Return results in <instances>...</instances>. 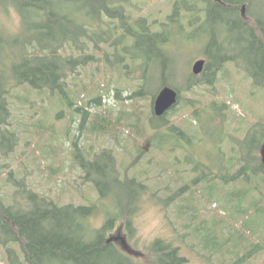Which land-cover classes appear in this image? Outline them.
<instances>
[{
  "label": "trees",
  "instance_id": "16d2710c",
  "mask_svg": "<svg viewBox=\"0 0 264 264\" xmlns=\"http://www.w3.org/2000/svg\"><path fill=\"white\" fill-rule=\"evenodd\" d=\"M222 1L192 0L191 3L178 0L169 16L172 23V19L180 13L183 15L186 12L188 16L191 12L189 20L185 19L184 22L192 27L193 20L202 13L207 19H224L223 13H228L226 25L229 21L232 23L223 40L218 38L217 31L215 35L209 36L204 45L208 58L207 72H202L201 76L189 75L185 90L212 84L216 73L228 62H236L253 79L254 85L264 88V0ZM201 3L205 6L200 7ZM0 6H13L22 23L19 35L4 37L0 34V161L4 159L2 157H8L19 143L9 100L17 86H28L40 93L49 91L59 95L60 100L72 107L74 113L81 114L79 131L89 130L107 135L105 131L109 129V124L106 116L100 112L95 114L93 123L87 125L90 110L85 101L80 104L78 96L77 100L72 97L74 95L71 94L68 81L70 76L78 74L80 67L96 61L91 49L103 51V44L116 40L114 38L120 31L121 38L110 44L115 49L113 58H110V54H105V57L110 66L124 73L139 64L141 78L138 82H130L135 90L133 97H147L152 93L148 88L155 77L146 72L162 59L163 74L159 85L161 88L166 85L174 87L179 92V101L182 100L181 88L174 85L172 78L167 75L173 67L170 43L174 42L164 35L169 22H163L164 28L158 29L157 21L150 22L143 17L135 19L133 11L136 5L133 0H0ZM243 6L247 10L245 14L242 13ZM116 21L118 22L114 25ZM176 22L182 23L180 20ZM139 50L143 53L140 54ZM145 57L148 58L146 62ZM112 61L114 62L111 63ZM133 70L135 71L134 67ZM131 72L130 70L128 73ZM108 86L107 83L101 87V91L107 92ZM126 88L120 87L117 91ZM102 96V93L99 94L88 104H100ZM118 96L120 97V93ZM156 97L157 94L154 93L151 98L155 101ZM188 101L193 107L198 102L202 105L200 112L195 114L198 123L203 119L201 112H204V117L213 112L215 121L225 123L226 112L221 106H226L227 101ZM152 107L151 122L154 131L148 138L149 141L164 154L182 151L183 158L180 157L179 161L187 160L186 163L189 162L193 172L197 174L193 178L179 174L178 177L183 179L180 186L173 189L166 183L160 192V189L154 190L147 185L139 175H130L128 169L140 164L138 159L141 156L131 167L122 171L112 149L102 148L86 153L78 148L76 141L74 158L84 172L86 184L91 183L96 188L106 209V220L100 227L92 223L93 217L99 212L98 202L90 201L81 205L74 202L61 203L51 194L35 191L14 178L12 181H17L22 186L16 189L12 201L6 203L0 194V245L6 250L8 264H143L140 258L123 248L120 240L113 238L119 236V233L114 236L112 234L120 223L132 234L135 213L140 211V203L149 192V196L160 199L161 202V196L167 193L168 201L164 203L167 207L177 203L184 194L190 195V204L179 207V217L184 219L189 216L186 220L189 222L183 227L193 236L192 247L198 253L207 252L202 244V239L206 241V238L216 245V249L211 250L212 254L236 249L238 259L233 264H242L253 251L264 248L263 243H254L253 251L241 254V246L249 241V232L238 233L230 227L231 238H219V234L222 235L227 230L226 224H221L218 217L196 222L198 208L193 205L196 195L203 196L201 199L210 205L206 199L214 200L216 196L224 194L216 208H221V211L228 214L233 212L231 215L234 219L246 220V217L249 219L264 212V196L259 200H252L249 206L245 205L251 192H264V162L262 155H259L264 144V120L256 122L243 138L235 135L237 129L230 130L227 127V147L231 148V156L224 158L226 153L219 151L218 157L223 158L219 164L212 165L196 158L194 150L191 152V148L196 147L193 144L197 139L193 133L176 125L168 126V117L177 110V106L163 116L155 114L154 103ZM222 117L224 119L221 120ZM239 119L240 124L244 122L241 117ZM193 122H190L192 127ZM168 136L171 140L173 136H177L181 142L164 146L162 140L167 142ZM221 144L226 143H220L219 148ZM140 153L144 158L147 152L141 148ZM223 159L226 160L225 163ZM12 174L13 171L9 173V179ZM211 221L216 222V229L207 227ZM191 222L194 223L193 226ZM204 232H208V235L202 237ZM220 241L224 243L221 244ZM231 245L233 247L229 248ZM206 247H210L209 242ZM149 251L153 256L151 264L189 263L188 258L182 254L181 246L176 245L173 240L157 238L149 246Z\"/></svg>",
  "mask_w": 264,
  "mask_h": 264
},
{
  "label": "rangeland",
  "instance_id": "374dc122",
  "mask_svg": "<svg viewBox=\"0 0 264 264\" xmlns=\"http://www.w3.org/2000/svg\"><path fill=\"white\" fill-rule=\"evenodd\" d=\"M133 1L136 5L133 11L135 19L143 17L148 18L150 22L157 21L158 29L164 28L163 22H169L164 35L177 42L176 44L170 43L173 67L167 75L172 78L174 85L181 88L183 98L178 101L177 110L168 117V126L176 125L186 132L193 133L197 139L193 144L196 147L195 149L192 147L191 152L194 150L197 153L196 158L212 165L219 164L223 158L218 157L219 151L226 153L224 158L231 156V148L227 147L229 144L225 132L227 127L230 130L237 129L238 132L235 135L243 138L248 132L247 130L256 122L264 120V88L254 85L253 79L236 62L226 63L216 73L212 84L198 85L192 90H185L186 80L189 75L193 74L191 70L194 63L200 58H206L204 45H206L209 36L215 35V31H217L218 38L222 40L227 36V31L232 24L229 21L226 25L228 19L225 18L229 17L228 13H223L224 19H207L202 13L201 16L194 19L195 21L193 20L191 27L184 22L185 19L189 20L191 12H189L190 17L184 12L183 15L180 13L175 19H172L174 20L172 23L169 21L172 9L178 0ZM187 1L192 3V0ZM179 4L184 5L181 2ZM201 5L200 7L205 6L204 3ZM177 20L182 23L176 22ZM21 29V18L17 10L13 6H0V34H3L4 37H15L21 33ZM121 36L120 31L114 39L117 40ZM110 44H103V51L91 49L96 61L86 67H80L78 74L70 76L68 81L71 94L74 95L72 97L77 100L78 96L80 104H84L85 101L87 109L90 110L87 125L93 123L97 112L106 116V122L109 124V129L105 131L106 136L89 130L79 131L81 114L74 113L72 107L60 100L59 95H54L49 91L40 93L28 86H17L13 89L9 100L13 113L12 121L18 132L19 143L8 157H2L4 159L0 161V194L6 203L9 204L12 201V196L16 189L22 186L21 184H25L35 191L49 193L61 203L74 202L76 205H81L90 201L98 202L100 204L99 212L93 217L92 223L94 226L100 227L106 220V209L96 188L91 183L86 184L84 172L74 158L76 141L78 148L86 153L91 150L92 152L99 151L102 148L112 149L122 171L131 167L130 165L141 156L138 159L141 163L131 170L128 169L130 175H139L147 182V185L153 187L154 190L160 189V192L167 184L173 189L180 186L183 179L178 177L179 174L188 178H193L197 174V172H193L192 165L189 162L186 163V159H184L185 162L179 161L180 157L183 158L182 151L161 153L160 148L155 147V144L148 139L154 131L151 122L154 100L151 97L154 93L158 95L162 89L159 84L160 76L163 74V60L159 59L156 65L146 72L155 77L148 88L153 94L149 93L147 97H133L135 90L132 86L133 83L130 82L131 80L134 82L140 80L142 71L139 64L132 65L135 71L132 67L125 73L114 69L105 57V54H110V58H113L115 49ZM139 53L142 54V50H139ZM206 59L208 60V58ZM147 60L148 58L145 57V62ZM129 61L132 63L131 58ZM141 61L144 63V59ZM130 70L132 72L128 73ZM205 72H207L206 68L204 74ZM107 83L109 90L102 92L100 88L106 86ZM120 87L126 89L118 92L117 88ZM101 93L103 94L101 103L90 106L89 101ZM189 99L203 102L227 101L226 106H221L226 115H224L225 119L223 117L220 119H224L225 123L215 121L213 112L208 113L207 117H204V112H201L203 119L198 123L195 114L200 112L202 105L200 106V102H198L193 107L190 105ZM240 117L244 121L241 124L239 123ZM191 121H194V127L190 125ZM162 141L164 146H168L169 143L181 142L177 136H173L172 140L168 136L167 142ZM220 143L226 144H221L219 148ZM141 148L147 152L144 158L140 153ZM11 171L13 174L9 179L8 175ZM14 178L22 181L21 184L19 185L17 181L13 182ZM149 194L140 203V211L135 213L132 234L121 223L112 234L113 236L118 233L123 235L130 248L129 253L140 258L143 264L152 263L153 256L149 251V246L157 238L173 240L176 245L181 246L182 254L188 258V264H233L238 259L236 249L212 254L216 245L213 242L210 243V240L207 241V238L206 241L202 239V244L205 245L204 249L207 252L198 253L194 250L191 241L193 236L187 233L183 227L189 222L186 221L189 216H185L184 219L179 217V207L190 204V195L184 194L177 203L167 207L164 205L168 201L167 193L161 196L162 202L160 199H153ZM223 195L216 196L213 198L214 200L206 199L210 205L201 199L203 196L196 195L197 197L193 200V205L198 208L199 214L196 217V222L218 217L221 224H226L227 230H224L222 235L219 234V238L224 239L231 238L230 227L238 233L248 231L249 241L246 245H242L240 250L241 254H248L249 251L255 249L254 243L264 244V212L257 213L249 219L246 217V220L234 219L231 215L233 212L228 214L221 211V208H216ZM263 196L264 192L262 191L251 192L245 205L249 206L252 200H259ZM108 202L109 200L106 201V203ZM231 205L234 204L231 203ZM215 223L211 221L210 226L207 227L216 229ZM193 224L191 222L192 226ZM206 235L208 232H204L202 237ZM208 242L210 247H206ZM220 243L224 242L220 241ZM232 247L233 245L229 246V248ZM250 255L249 259L247 258L242 264H264V248L260 251H253ZM0 264H8L7 253L2 245H0Z\"/></svg>",
  "mask_w": 264,
  "mask_h": 264
},
{
  "label": "water",
  "instance_id": "95a60500",
  "mask_svg": "<svg viewBox=\"0 0 264 264\" xmlns=\"http://www.w3.org/2000/svg\"><path fill=\"white\" fill-rule=\"evenodd\" d=\"M216 1H222V0H216ZM246 12V7L243 6V14ZM206 59L205 58H200L198 59L192 68V72L194 75H200L202 72L205 70L206 66ZM179 92L177 89H175L172 86L166 85L164 86L158 93L157 97L155 98L154 101V112L157 116H163L167 111L172 109L174 106L177 105L179 101ZM262 159L264 162V144L261 149V154ZM115 240H120L122 242V245L124 246L123 248L130 250L126 239L123 236H116L113 237ZM111 238V240L113 239Z\"/></svg>",
  "mask_w": 264,
  "mask_h": 264
},
{
  "label": "flooded vegetation",
  "instance_id": "af4514ba",
  "mask_svg": "<svg viewBox=\"0 0 264 264\" xmlns=\"http://www.w3.org/2000/svg\"><path fill=\"white\" fill-rule=\"evenodd\" d=\"M218 2H221V3H222L223 1H218ZM242 13H243V11H242ZM206 60H207V59H206ZM207 62H208V61H207ZM207 62H206V66H207ZM205 68H206V67H205Z\"/></svg>",
  "mask_w": 264,
  "mask_h": 264
}]
</instances>
